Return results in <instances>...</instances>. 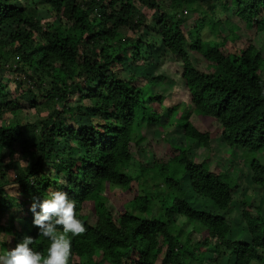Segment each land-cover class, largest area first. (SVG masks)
Instances as JSON below:
<instances>
[{"label":"trees","instance_id":"obj_1","mask_svg":"<svg viewBox=\"0 0 264 264\" xmlns=\"http://www.w3.org/2000/svg\"><path fill=\"white\" fill-rule=\"evenodd\" d=\"M144 7L154 10L150 20L156 19L165 53L184 62L181 76L190 100L181 107H165V97L150 91L149 85L164 76L132 73L122 78L132 67L158 60L149 56L154 44L140 33L150 21ZM230 7L264 36V0H0V70L19 75L15 91L0 79V239L5 241L0 255L29 235L47 256L51 241L38 235L29 208L34 196L62 190L76 201L86 228L78 236L67 234L69 264H193L188 253L194 246L170 230L177 218L193 222L204 235L198 250L216 247L234 264H264V56L254 42L233 54L222 51L239 26L229 21V31L221 35L226 21L215 15ZM42 8L48 17L41 16ZM189 19L194 27L188 32ZM206 28L217 42L199 61L191 46ZM13 60L16 66L9 65ZM18 100L30 108L43 106L48 118L7 121ZM192 115L218 122L230 164L213 170L208 160L192 159L189 146L179 150L173 156L178 163L158 166L174 193L170 205L158 208L146 189V158L136 160L132 152L136 126L146 119L159 123L165 116L163 128L181 123L188 142L212 150L211 134L200 131ZM15 155L22 161L17 173L11 161ZM134 163L138 170L133 176ZM241 176L250 185L239 200ZM141 179L144 189L132 201L133 210L118 215L105 207L104 216L90 222L94 198L105 186L129 189ZM185 181L215 212L188 201ZM237 201L248 239L230 237L232 223L224 213ZM57 231L62 233V226Z\"/></svg>","mask_w":264,"mask_h":264},{"label":"rangeland","instance_id":"obj_2","mask_svg":"<svg viewBox=\"0 0 264 264\" xmlns=\"http://www.w3.org/2000/svg\"><path fill=\"white\" fill-rule=\"evenodd\" d=\"M160 1V0H158ZM229 5V1H224L222 4ZM143 12L147 16V20H150L154 10L147 7L142 8ZM48 12L43 8L41 10V16L48 17ZM155 14H158L155 13ZM188 16V14L186 15ZM43 17V18H44ZM215 20L219 22H225L226 24L221 26V35L227 34L228 24L227 22H232L239 26V30L236 34H231V39L228 45L225 48H222V51L226 54H233L236 50L242 49L247 46L250 42H254L258 48L261 49L264 56V36L256 32L255 25L251 24L250 27L246 26L245 23H242L235 15L230 7L228 10H219L215 15ZM156 19L152 18L149 22L145 23L140 30L141 35H143L148 41L152 44L150 47L151 58H157L158 60L155 63L148 61L145 65L138 67H132L130 71L122 73V78L128 80L129 76L132 73L137 75H146L149 78L164 76L166 79L161 80L157 84H150V91L152 90L155 94H162L165 97L164 106L167 108H173L177 105L181 107V102H187L190 100L188 95V89L186 87L185 81L182 79V71L184 62L180 60H173V57L166 54L164 47L160 43V36L156 31ZM194 27V19H189L185 22V28L189 32ZM187 32V33H188ZM1 36L7 37L6 34ZM189 36V33H188ZM216 40L213 35L208 32V28L203 30V36L201 40H194L192 44V51L199 53L198 58L194 53L193 57L196 60H202L203 56H206L209 51L215 48ZM18 60V58H16ZM195 60V61H196ZM183 62V63H182ZM10 66H16L17 63L15 60L9 63ZM185 66V65H184ZM198 67L204 68V66L199 65ZM207 71V70H206ZM264 78V66L261 72ZM18 74H10L4 70H0V79L4 85L8 84L9 91H15V82L18 78ZM8 80V82H7ZM148 82V80H144ZM138 81L133 84L138 85ZM26 88V87H25ZM37 91V90H36ZM55 100L50 102V106L54 105ZM74 105L78 104V101H73ZM17 109H13L11 113L7 115V121L18 122L20 119L22 124L33 123L38 120H46L48 118V112L44 109L43 106H38L36 108L27 107L24 105L23 100H18ZM81 116H77L79 119ZM159 123H151L147 119L143 121L142 125L136 126L137 137L133 143L132 152L136 160L143 159L145 156L148 170L145 173L147 182V192L152 197L153 203L156 207L160 208L162 206H168L173 201V191L165 184L164 174L158 170V166L164 165L169 167L175 162H179L178 159L174 160L173 156L179 154V150L188 147L189 155L196 162L200 163L203 160H208L211 168L217 170L218 168H224L229 165V155L226 153V145L221 140L222 128L215 119H203L209 117L203 116H191L192 122L195 126L202 132H209L213 138L212 140V150L199 148L196 143L188 142L184 135V129L181 123L172 122L171 126L168 128H163L162 125L165 120V116L161 117ZM88 121V116L84 118L83 122ZM145 154V155H144ZM20 155H15L11 160L14 166L13 173H17L20 169ZM236 157V156H234ZM239 161V160H238ZM238 163V162H237ZM138 166L134 163L130 172L131 175L137 173ZM242 180V185L238 188V193L236 198L242 200L247 196L245 191L250 185L245 176L240 177ZM143 180L133 182L132 186L129 189L123 188L121 186L108 185L105 186L101 192H99V198L95 196V209H92L89 220L94 223L97 219L104 216L106 209H111L114 213L118 215L122 214L125 209L133 210L132 201L134 200L136 194L141 193V190L144 189L142 184ZM184 189L187 193V199L197 208L209 209L212 212H215V208L211 202L208 200L198 197L192 190L190 183L188 181L184 182ZM104 204L102 203V201ZM104 205V206H103ZM225 216L231 220L232 229L230 230V237L235 239L237 237H248V227L243 218V206L240 201L232 203L230 209L226 211ZM182 219L177 218L173 223L170 224L171 232L178 234V236L188 242L189 247L194 246L193 251L188 253V259L193 264H234V258H228L227 256H221L219 254V249L211 248L209 249H197L196 244L204 239V235L198 232V227L191 221H188L184 224ZM214 245V244H213ZM75 262H85V259H79L74 257ZM87 262V261H86Z\"/></svg>","mask_w":264,"mask_h":264},{"label":"clouds","instance_id":"obj_3","mask_svg":"<svg viewBox=\"0 0 264 264\" xmlns=\"http://www.w3.org/2000/svg\"><path fill=\"white\" fill-rule=\"evenodd\" d=\"M76 208V201L66 191H50L44 198L34 196L29 211L38 235L51 241L47 256L36 250L34 237L25 235L14 248L0 255V264H69L71 240L67 234L78 236L86 230ZM58 226H62V233L57 231ZM4 242L0 239V244Z\"/></svg>","mask_w":264,"mask_h":264},{"label":"built area","instance_id":"obj_4","mask_svg":"<svg viewBox=\"0 0 264 264\" xmlns=\"http://www.w3.org/2000/svg\"><path fill=\"white\" fill-rule=\"evenodd\" d=\"M30 86H32V85H30Z\"/></svg>","mask_w":264,"mask_h":264}]
</instances>
